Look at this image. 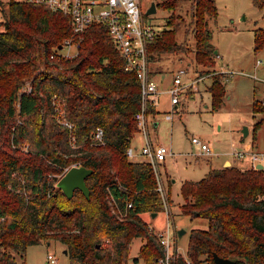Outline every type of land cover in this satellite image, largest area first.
Wrapping results in <instances>:
<instances>
[{"label": "trees", "instance_id": "trees-1", "mask_svg": "<svg viewBox=\"0 0 264 264\" xmlns=\"http://www.w3.org/2000/svg\"><path fill=\"white\" fill-rule=\"evenodd\" d=\"M179 1L159 5L174 10ZM252 3L264 8V0ZM190 9L194 59L208 69L217 55L209 42L208 19L217 15V6L215 0H191ZM2 15L0 264H25L29 245L52 239L63 245L70 264H130L134 238L141 243L131 260L153 264L162 249L141 213L162 210V200L150 163L126 155L137 132L140 84L135 73L124 68L103 23L85 28L75 56L50 58L70 32L67 15L13 0L6 1ZM174 20L171 13L148 42L150 59L184 51ZM252 40L254 53L264 50V26L253 29ZM222 73H214L208 86L212 109L225 96ZM54 94L74 124V147L56 118ZM251 108L263 115L255 130L264 125V98L254 97ZM97 126L104 131L102 144L93 139ZM75 161L93 169L85 177L88 197L75 188L68 198L56 184L63 167ZM180 193L181 212L208 221L207 228L189 232L187 256L193 264H214L213 252L233 264H264V168L210 167L200 179L182 181ZM174 263L185 264L181 256Z\"/></svg>", "mask_w": 264, "mask_h": 264}, {"label": "rangeland", "instance_id": "rangeland-1", "mask_svg": "<svg viewBox=\"0 0 264 264\" xmlns=\"http://www.w3.org/2000/svg\"><path fill=\"white\" fill-rule=\"evenodd\" d=\"M6 1L0 0V20L3 18L2 9L6 8ZM155 1L156 11L145 14L150 0H141L144 20L159 30L166 26L168 16L173 13L176 41L186 46L184 51L153 54L149 59V70L157 83L159 96L155 111L149 113L148 128L151 136L155 134L157 140L174 153L159 162L158 169L165 187L170 229L175 234L176 250L187 258L190 230L207 228L208 221L181 212V182L200 179L210 167L220 165L225 156L235 162L231 155L232 150L237 148L233 147L235 144L246 146L253 142L259 160L264 163V125L253 129L263 115L253 113L251 108L254 97H264V50L254 53L252 40L253 29L264 26V8L254 6L252 0H215L217 15L208 19V28L211 31L209 42L217 55L214 65L207 69L194 59L191 0H180L174 10L162 8L159 5L162 0ZM179 68L187 70L183 77L191 78L199 74L203 78L195 82V91H188L186 96L182 93L180 103L173 108L167 88ZM213 72H224L225 96L217 109H212L207 90ZM166 111L172 114L171 119L165 118ZM153 117L158 121L156 128L151 124ZM243 126H247L249 131L246 136L242 135ZM191 136L206 141L211 154L200 152L199 146L191 142ZM142 143V134L136 132L131 145L140 148ZM165 211L162 205V210L154 216L143 212L141 217L155 230H164L167 222ZM179 229L184 232L178 235ZM140 243V238L132 240L130 262L137 256ZM47 253L56 259L49 264H70L68 256L63 252V245L54 239L29 245L23 259L25 264H48ZM14 256L17 261L21 260L19 254L14 253ZM139 263L142 264L141 260Z\"/></svg>", "mask_w": 264, "mask_h": 264}, {"label": "built area", "instance_id": "built-area-1", "mask_svg": "<svg viewBox=\"0 0 264 264\" xmlns=\"http://www.w3.org/2000/svg\"><path fill=\"white\" fill-rule=\"evenodd\" d=\"M17 2H31L44 4L52 11L60 12L67 15L70 32L55 47L50 54V58L63 57L70 58L78 53V46L83 39L85 28L93 23H103L107 31L121 54L124 61V68L133 71L140 84V103L139 108L134 113L137 125V132L143 136V143L140 148L132 145L126 149L128 158L134 159L135 155H141L143 160L150 163L156 178V190L162 200V205L166 210L167 222L164 230H155L149 225V231L157 236L158 242L162 249V255L156 258L153 264H176V258L181 256L185 264H193L189 257L185 258L176 250L175 234L170 229V215L166 203V192L159 173V162L163 161L167 155H173L172 150L165 144L160 143L155 134L151 136L149 131V107L157 105L159 90L156 81L149 70V56L147 44L157 33V29L144 20L141 8V0H13ZM150 0L146 9L150 6ZM145 9V11H146ZM146 14V13H145ZM258 62V61H257ZM259 63V62H258ZM185 68H179L172 77L171 84L167 88L170 94L172 105L180 102V95L187 91H195V80L184 82L182 76ZM29 89V88H28ZM51 103L54 107L55 115L58 122L69 134V142L74 147L75 133L74 124L64 116V103L62 99L54 94L51 97ZM170 112L165 114L166 119H171ZM93 139L96 143L102 144L104 141V131L97 126L93 133ZM192 143L199 146V150L207 155L211 154V149L206 141L199 137L191 136ZM231 154L237 158L247 157L251 167L256 168L259 162V153L254 150L233 149ZM79 162H73L63 167L62 174L71 166H79ZM132 206L131 201L126 202V208ZM47 263H54L55 258L52 254L47 253ZM130 264H140L139 262H130ZM144 264V263H142Z\"/></svg>", "mask_w": 264, "mask_h": 264}, {"label": "water", "instance_id": "water-1", "mask_svg": "<svg viewBox=\"0 0 264 264\" xmlns=\"http://www.w3.org/2000/svg\"><path fill=\"white\" fill-rule=\"evenodd\" d=\"M156 11L155 3L151 2L150 6L146 9V14H151ZM60 47V45H58ZM214 53H217L216 50H214ZM242 135L246 136L248 134V128L247 126H243L242 128ZM256 168H263V165L259 162L256 164ZM93 171L92 168L86 167L84 165L79 166H71L68 168L57 180L56 184L58 187L61 188V190L64 192V194L70 198L73 194V191L75 188L80 189L86 197L89 195V189L86 186L85 183V177L90 174ZM152 216L155 215V212L151 213ZM184 230L179 229L177 231V234H182ZM63 252L65 253L66 250L64 249ZM212 259L214 264H233L234 261L230 258H224L220 255H218L216 252H213Z\"/></svg>", "mask_w": 264, "mask_h": 264}, {"label": "crops", "instance_id": "crops-1", "mask_svg": "<svg viewBox=\"0 0 264 264\" xmlns=\"http://www.w3.org/2000/svg\"><path fill=\"white\" fill-rule=\"evenodd\" d=\"M185 73H184V75L187 73V70L185 69ZM152 74V73H151ZM183 75V76H184ZM153 76V75H152ZM182 76V79H183V81L184 82H188V81H190V80H199L200 78H203V76H200L199 74H198V76H193V77H183ZM162 78H164V75H162L161 76ZM209 77V76H208ZM172 81V80H171ZM196 81V82H197ZM211 83V82H210ZM210 83H209V85H210ZM170 84H171V82H170ZM208 85V86H209ZM208 86H207V90H208ZM188 92V91H187ZM187 92L186 93H184V95L186 96V94H187ZM195 93V92H194ZM264 98V97H263ZM180 103V102H179ZM178 103V104H179ZM178 104H174L173 105V108H176L177 106H178ZM155 111V108L153 107V111L152 112H154ZM166 113H168V111H166ZM148 117H149V115H148ZM151 124H152V126L154 127V128H156L157 127V124H158V121H157V119L155 118V117H153V119H152V121H151ZM249 132V131H248ZM135 147V146H134ZM233 147H237L236 149H239V150H245V151H248V150H254V143L253 142H250V143H248V145L246 144V146H245V144L243 145V144H235ZM137 148V147H136ZM255 151V150H254ZM210 155V154H209ZM232 155V154H231ZM136 156H141V155H138V154H136L135 155V159H138V160H141L143 157H136ZM233 156V155H232ZM234 157V160H235V162L234 161H232L231 160V158L229 157V156H225V157H223L222 159H221V163H220V165H215L214 167L215 168H218V167H223V166H230V165H234V166H236V167H239V168H248V167H250L251 166V163H250V161H249V159L247 158V157H245V158H237V157H235V156H233ZM166 158V157H165ZM165 160V159H164ZM163 160V161H164ZM237 162H240V164H237ZM259 162L263 165V168H264V163H263V161H260L259 160ZM258 162V163H259ZM243 164V165H242ZM209 170V169H208ZM156 214V213H155Z\"/></svg>", "mask_w": 264, "mask_h": 264}]
</instances>
